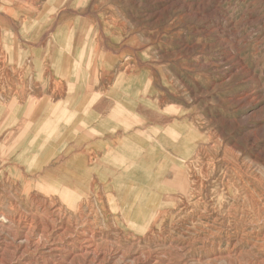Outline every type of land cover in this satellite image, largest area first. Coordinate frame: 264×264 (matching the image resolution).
<instances>
[{"label":"rangeland","instance_id":"rangeland-1","mask_svg":"<svg viewBox=\"0 0 264 264\" xmlns=\"http://www.w3.org/2000/svg\"><path fill=\"white\" fill-rule=\"evenodd\" d=\"M4 100L0 214L22 226L0 238L24 249L32 220L66 230L63 264H264V0H0ZM112 101L98 136L45 118ZM40 228L6 260L58 263Z\"/></svg>","mask_w":264,"mask_h":264},{"label":"bare ground","instance_id":"bare-ground-1","mask_svg":"<svg viewBox=\"0 0 264 264\" xmlns=\"http://www.w3.org/2000/svg\"><path fill=\"white\" fill-rule=\"evenodd\" d=\"M80 71V70H79ZM77 87H78V85H77ZM12 88H15V87H12ZM82 88V87H81ZM79 89V88H78ZM82 90V89H81ZM74 91H75V89H74ZM30 92V91H29ZM10 93V92H9ZM17 93V92H16ZM32 93V92H31ZM36 93V92H35ZM58 93V92H57ZM35 95V94H34ZM32 96V95H31ZM37 96V95H36ZM55 96H57V95H55ZM45 98V97H44ZM51 99H52V97H51ZM54 99V98H53ZM72 99V98H71ZM31 102V101H30ZM31 104V103H30ZM29 106V105H28ZM35 106H36V103H35ZM29 109V108H28ZM32 110V109H31ZM29 111H30V109H29ZM28 111V112H29ZM7 112V111H6ZM5 112V113H6ZM77 112V111H76ZM80 112V111H79ZM83 112V111H82ZM8 113V112H7ZM111 115V114H110ZM20 116V115H19ZM6 117H8V119L9 120H14V119H16V117H15V114L13 113V114H10V115H7ZM44 120V119H43ZM122 120V119H121ZM55 122V121H54ZM82 122H80V124H81ZM29 125V124H28ZM82 126V125H81ZM121 126V125H120ZM123 126H126V125H123ZM26 128V127H25ZM99 128V127H98ZM125 128V127H124ZM121 129V128H120ZM26 130V129H25ZM28 130V129H27ZM102 130V129H101ZM106 131V130H105ZM110 132V131H109ZM96 133V132H95ZM43 134H45V133H43ZM33 135V134H32ZM119 135V134H118ZM76 136V135H75ZM106 136V135H105ZM30 137H33V136H30ZM115 137V136H114ZM130 137V136H129ZM28 139V138H27ZM120 140V139H119ZM16 143V142H15ZM26 143V142H25ZM28 143V146H27V148H26V151H28V152H30L31 151V143H30V141H28L27 142ZM108 144V143H107ZM123 144V143H122ZM35 145V144H34ZM106 145V144H105ZM120 145V144H119ZM138 145V144H137ZM137 145H136V147H137ZM25 146V145H24ZM23 146V147H24ZM127 146V145H126ZM130 146V145H129ZM22 147V148H23ZM105 147V146H104ZM132 147V146H131ZM149 147V146H148ZM125 148V150H126V147H124ZM135 148V147H134ZM23 150H24V148H23ZM103 150V149H102ZM134 150V149H133ZM137 150V149H136ZM130 151V150H129ZM133 156V155H132ZM143 156V155H142ZM23 157H24V155H23ZM27 157V156H26ZM128 157H130V155L128 156ZM110 159V158H109ZM134 159V158H133ZM105 160H106V158H105ZM104 160V161H105ZM138 160V159H137ZM140 161V160H139ZM139 161H137V162H139ZM102 162V161H101ZM106 162H108V161H106ZM122 162H124V161H122ZM131 162H132V160H131ZM113 163V162H112ZM133 163V162H132ZM108 164H110V163H108ZM113 164H115V163H113ZM113 164H111L112 166H113ZM119 164H120V162H119ZM136 164V163H135ZM134 164V165H135ZM99 165V164H98ZM124 165V164H123ZM101 166V165H100ZM105 166V165H104ZM114 166H116V165H114ZM113 166V167H114ZM131 166V165H130ZM133 167V166H132ZM121 170H123V169H121ZM116 171V170H115ZM125 171V170H124ZM118 174V173H117ZM122 176V175H121ZM125 177V176H124ZM123 178V177H122ZM36 203V202H35ZM34 203V204H35ZM16 205V204H15ZM54 205V204H53ZM18 206V205H17ZM58 207V206H57ZM46 209V208H45ZM257 210V209H256ZM80 212V211H79ZM20 214H21V212H20ZM47 215V214H46ZM15 216H17V215H15ZM34 216V215H33ZM20 217V216H19ZM27 217V216H26ZM45 217V216H44ZM20 219V218H19ZM26 219V218H25ZM30 219V218H29ZM32 219V218H31ZM44 222V221H43ZM47 223V222H46ZM92 223V222H91ZM6 225L9 227V229H18V228H20V226H22V224H21V221H17L16 219H15V217L13 218V217H8V216H5V215H1L0 214V226L1 227H6ZM48 226V225H47ZM47 226H42L41 228L37 225V226H35L34 225V222L32 221V220H26L24 223H23V230H24V244H25V246H24V249L22 248V238L20 239L19 237H18V234L15 232L14 234H11V236H12V238H13V241L11 242V243H8L7 242V239L6 238H4V237H1L0 238V264H8L7 263V261L9 262V263H11V264H22L21 262V258H18L17 259V262L15 263L14 262V259H13V256L10 258V259H8V260H6V253L9 251V249H12V251L14 250V252H13V254H14V256H16V254H18L19 252H21V255L24 257V254L26 253L27 254V252H28V255H32V253L30 252V249H31V247H33L34 246V248H40V244H41V242H39V244H37L36 245V243H33L32 242V236H33V230H35V228L36 227H38V228H40V230H39V238L41 239V241L42 240H45V242H44V244H43V249H49V251H50V253H49V255H54L58 260H59V262L58 263H54V264H63L61 261H60V259H61V257H62V250L63 249H61V248H59V244H61V243H63V241H64V238L67 236L66 235V230H64V228L63 227H59L58 228V230H57V232H56V234H55V237H54V240H53V242H54V245H50L49 244V241H50V236L52 235V234H50V232H49V227H47ZM52 226H54V225H52ZM51 226V228H52V230H55L56 229V227L54 226V227H52ZM15 229H14V231H15ZM71 230V229H70ZM215 232V231H214ZM69 234V233H68ZM22 235V234H21ZM92 235V234H91ZM106 235V234H105ZM91 237H93V236H91ZM95 237V236H94ZM81 238V237H80ZM5 241H4V240ZM91 239V238H90ZM18 240H20L19 241V243L17 244V242H18ZM94 240V239H93ZM37 241H40L39 239L37 240ZM85 242H86V240H85ZM87 243V242H86ZM82 245V244H81ZM96 245V244H95ZM36 246V247H35ZM88 246H90V245H88ZM98 246V245H97ZM42 247V246H41ZM21 249L23 250V251H21ZM80 249V248H79ZM87 249V248H86ZM96 250V249H95ZM235 251V250H234ZM241 251V250H240ZM87 252V251H86ZM93 252V251H92ZM64 253V252H63ZM88 253V252H87ZM87 253H84L85 255H88ZM12 254V255H13ZM84 254H83V256H84ZM93 254H94V252H93ZM47 255V254H46ZM64 255V254H63ZM70 255H71V253H70ZM77 255V254H76ZM91 255V254H90ZM97 255V254H96ZM95 255V256H96ZM99 255V254H98ZM238 255V254H237ZM21 256V257H22ZM26 256V255H25ZM43 256V255H42ZM78 256V255H77ZM80 256H82V255H80ZM43 258V257H42ZM72 258H74V257H72ZM83 258V257H82ZM141 259V258H140ZM139 258H138V261H141ZM36 260V259H35ZM46 260V259H45ZM136 260V259H135ZM64 261V260H63ZM94 261V260H93ZM32 262V261H31ZM71 262V261H70ZM98 262V261H97ZM155 263V262H154ZM25 264V263H24ZM141 264V263H140Z\"/></svg>","mask_w":264,"mask_h":264},{"label":"crops","instance_id":"crops-1","mask_svg":"<svg viewBox=\"0 0 264 264\" xmlns=\"http://www.w3.org/2000/svg\"><path fill=\"white\" fill-rule=\"evenodd\" d=\"M32 81H33V79H32ZM32 81L29 80L28 87H27L28 91H30L29 92L30 95L32 93H35L33 91V88H32L33 87ZM13 82H16V84L20 88V77L18 80L13 81ZM82 85L87 88L83 94H85V92L90 93L91 91L88 89V87H90L92 85H96V82H94L93 76L90 75L89 77L84 79V81L82 82ZM24 87L26 88V84H24ZM15 90H17L16 91L17 93L15 92ZM53 92H56V91H53ZM18 93H19V89H14V91L12 93L14 96H13V100L11 102L13 105L16 104V102L14 100L16 99V95ZM49 93H52V91L50 90ZM91 93H94V92H91ZM52 95H54V93ZM71 101H72V99H71ZM2 102L3 103L0 102V105H10L11 104V103L5 104V100ZM58 104H61V103L58 102L55 105H51L52 106V112L48 116H47V114H45L46 120L51 116L49 119V122L54 121V118H56L55 116L57 114H58L57 117L61 118L64 121H68L70 116L74 117V119L76 117L79 120H82L85 127L93 126V127H91L93 130L90 133H92V135H95V136H98L99 134L104 133V131H101L100 127H102L104 125L111 126V122L109 119L111 117H114L115 116L114 113L116 112V101H112L111 103H109V105H80L81 107L79 105H64V104L58 105ZM82 106H83V108H82ZM121 108H122L121 112L126 111V109L124 107H121ZM141 108H143V107L137 108L135 110L136 115L140 118H144V120H147L146 119L147 118L146 117V114H147L146 106L144 107V110ZM104 110H105V112H104ZM106 111H107V114H106ZM133 111L134 110H132V112ZM101 112H104V114H106V116L108 115V117H105L106 119L104 118V120H101V118L103 117V114L101 116ZM105 122H110V124L102 125ZM98 125H101V126H98ZM55 126H56V124H55Z\"/></svg>","mask_w":264,"mask_h":264}]
</instances>
